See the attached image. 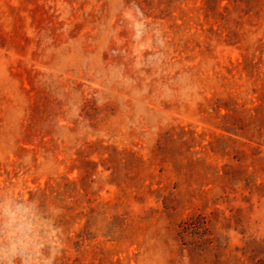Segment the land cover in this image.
I'll list each match as a JSON object with an SVG mask.
<instances>
[{"label": "rangeland", "instance_id": "rangeland-1", "mask_svg": "<svg viewBox=\"0 0 264 264\" xmlns=\"http://www.w3.org/2000/svg\"><path fill=\"white\" fill-rule=\"evenodd\" d=\"M0 264H264V0H0Z\"/></svg>", "mask_w": 264, "mask_h": 264}]
</instances>
